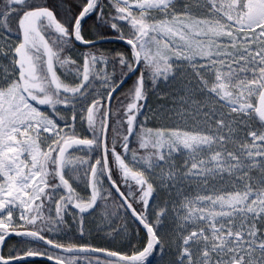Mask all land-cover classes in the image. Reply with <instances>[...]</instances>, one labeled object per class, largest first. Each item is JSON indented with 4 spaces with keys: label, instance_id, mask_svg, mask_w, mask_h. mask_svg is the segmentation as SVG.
<instances>
[{
    "label": "snow or ice",
    "instance_id": "obj_1",
    "mask_svg": "<svg viewBox=\"0 0 264 264\" xmlns=\"http://www.w3.org/2000/svg\"><path fill=\"white\" fill-rule=\"evenodd\" d=\"M31 258L264 264V0H0V264Z\"/></svg>",
    "mask_w": 264,
    "mask_h": 264
},
{
    "label": "trees",
    "instance_id": "obj_2",
    "mask_svg": "<svg viewBox=\"0 0 264 264\" xmlns=\"http://www.w3.org/2000/svg\"><path fill=\"white\" fill-rule=\"evenodd\" d=\"M107 35L109 36V39L106 40L102 45L101 48L104 50H108V49H112V48H117V49H124L126 47V45L115 39V34L108 32ZM163 101H159L157 100V95L155 93L150 92L149 93V99L147 101V104L149 106H151L152 108H156L158 106V104L162 103ZM147 127H154V124L149 123L148 125H146ZM141 235H143V233H141ZM106 236H97L93 242H90L92 244H94L95 246L98 247H110L112 250H119L120 246H118V244L116 245H112L109 243V240L105 238ZM73 242H77L78 241V237H71ZM11 242H16V238L13 237L10 241ZM6 249H4L5 251ZM27 264H51V262H47L41 258H31L30 261L27 262Z\"/></svg>",
    "mask_w": 264,
    "mask_h": 264
},
{
    "label": "rangeland",
    "instance_id": "obj_3",
    "mask_svg": "<svg viewBox=\"0 0 264 264\" xmlns=\"http://www.w3.org/2000/svg\"><path fill=\"white\" fill-rule=\"evenodd\" d=\"M196 191L197 190L193 188L191 191V194L195 195ZM102 211H103V208L101 207L100 209L97 210V212L94 215L85 217V228L86 230H88V233H89L85 238L87 242H93V240L97 236H100V235L106 236L110 232V229L108 228L107 224L105 223V221L100 215ZM116 223H119V221H117ZM69 226H70L71 237H75V236L78 237V231H77V227L75 223H73L72 221H69ZM15 243L16 242L9 243V247L11 244H15ZM7 250L8 249L6 248L5 253L7 252Z\"/></svg>",
    "mask_w": 264,
    "mask_h": 264
},
{
    "label": "water",
    "instance_id": "obj_4",
    "mask_svg": "<svg viewBox=\"0 0 264 264\" xmlns=\"http://www.w3.org/2000/svg\"><path fill=\"white\" fill-rule=\"evenodd\" d=\"M124 43V42H123ZM115 95V94H114Z\"/></svg>",
    "mask_w": 264,
    "mask_h": 264
}]
</instances>
